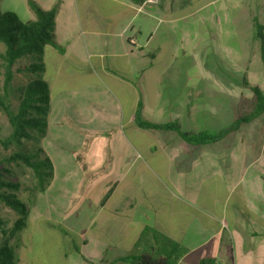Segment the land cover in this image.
Here are the masks:
<instances>
[{
	"label": "crops",
	"instance_id": "0c3cea01",
	"mask_svg": "<svg viewBox=\"0 0 264 264\" xmlns=\"http://www.w3.org/2000/svg\"><path fill=\"white\" fill-rule=\"evenodd\" d=\"M29 1L0 0V7L2 11H23L25 20L36 19ZM36 1L49 10L51 5L47 3L57 0ZM82 1L86 12L79 14L76 29L83 33L87 30L91 41L104 47L88 70L100 77L101 86L95 91L108 102L100 103L106 110L100 111L98 121L103 123L99 128L90 124L86 108L83 142L78 143L60 130L54 132L56 125L66 127L75 122L66 108L55 120L51 90L57 86L52 78L45 79L50 88V112L42 146L53 142L58 146L56 151L60 149L73 158L62 168L45 149L53 163V175L47 189L37 193L38 198L47 197L56 180H70L68 187H61L67 196L66 205L73 211L81 209L85 224L81 247L69 252V264H127L117 259L149 250L150 246H164L168 244L166 238L186 248L176 264H200L204 258L220 264L262 263L264 183L256 177L259 172L250 173L249 184L235 199L234 193L225 192L220 183L180 189L173 188L171 182L176 179L181 184L188 175H198L204 158L229 156L231 149L235 155L237 146L247 147L245 140L235 141L233 132L217 142L194 145L174 130L142 128L136 122L141 104L147 121L175 122L193 133L219 131L238 116L233 81L204 75L202 68L197 71L198 63H193L194 73L184 71L185 75H177L182 72L180 67L157 63L165 50L166 34L162 31L160 36L157 27V17L165 15L162 7L148 5L153 11L147 12L134 0H100L94 7ZM217 1L206 0L198 10ZM256 4L264 5V0ZM55 21L57 42L69 45L70 50L61 52L47 46L59 51L54 55L57 75L74 80L75 71L67 58L82 47V38L78 32L75 36L62 32L57 16ZM47 46L43 74L47 70ZM222 175L227 172L218 176Z\"/></svg>",
	"mask_w": 264,
	"mask_h": 264
},
{
	"label": "rangeland",
	"instance_id": "374dc122",
	"mask_svg": "<svg viewBox=\"0 0 264 264\" xmlns=\"http://www.w3.org/2000/svg\"><path fill=\"white\" fill-rule=\"evenodd\" d=\"M145 1L141 0V4L144 5ZM249 1H251L250 4H248ZM257 1L259 0H218L209 8L200 11L198 10L200 4L202 6L206 0H157L155 3L144 5L143 8L148 5L156 8L160 6L165 12L164 16L157 17L158 34L163 36L162 31L166 34L165 50L157 63L165 62L172 67H180L179 71L182 70V72H178L177 75H185L184 71L189 70L194 73V64L198 63L199 67L197 65L196 69L200 71L202 68L204 75L229 78L234 83L236 115L251 112L254 104L251 86H259L264 91V60L261 57L260 41L255 37L253 22L256 16L264 25V9H260L264 5L256 4ZM99 2L100 0H87L92 7ZM47 4L51 5L49 9L56 11L57 27L64 33L77 35V18L80 13L86 12L83 1L57 0L55 4L53 2ZM145 11L149 12L153 9L146 7ZM17 14L25 20L23 11ZM78 37L82 38V47L67 58L70 69L75 71L74 80H63L61 72V75H57L55 65L58 66V64L54 60V55L59 51L52 46H47L45 57L47 70L42 76L46 80L48 77L52 78L57 86L55 90H51V105L55 120L66 108L75 122L74 125L66 127L56 125L54 132L59 133L60 130L62 135L64 133L69 139L74 138L82 144L86 108L90 114V124L99 128L103 123L98 121V117L101 116L100 111L106 110L105 107L100 106V103L105 104L108 101L102 100L95 91L97 86H101L100 77L95 73H93L95 76H92L88 70L91 62L99 59L104 47L100 43L91 41L87 30L85 33L79 30ZM85 39L88 40L87 44ZM61 44L63 49L70 50L69 45ZM5 48V44L0 42V53H3ZM31 62H33L32 57H23L13 67L14 79L8 95V100L13 107H16L19 102L20 88L35 77L31 73L19 71ZM245 77L248 78L250 86L244 85ZM4 81L5 62L0 57V93L3 95L6 90ZM0 129V166L5 169L3 179L20 182L21 189L17 191L18 196L27 203L29 209L34 205L29 212L27 225L15 235H11L10 230L19 214L0 200V216L4 221L3 230L8 232L4 235L0 231V242L6 238L9 240L16 251V264H69V252L72 253L75 247H81L80 235L84 232L85 224L81 209L73 211L66 205L67 196L63 194L61 187H68L70 180H56L50 194L47 197L38 198L35 188L37 179L32 169L23 163L5 160L14 151L24 146L31 147L37 141L24 139L23 145L14 143L9 147L6 146L3 140L11 134L12 126L1 107ZM43 137L40 140L42 145ZM234 139L235 141L245 140L247 147L237 146L234 149L235 155L231 149L229 156L216 155L209 159L204 158L203 168L198 175H188L181 184L174 179L171 181L172 187L199 189L201 185L203 188L207 187L209 182L218 185L220 183L225 192L234 193L235 199L239 191L249 184L250 173L259 172L256 177L260 176L264 183V113L242 125L234 133ZM56 148L58 146L53 142L50 145L44 144V149L48 153L51 152V158L60 162L63 168L64 164L73 157H68L67 153H63L60 149L56 151ZM198 166L201 167V165ZM220 172H227V175L220 177L218 176ZM57 201L60 206L55 205ZM236 254L239 255V250ZM237 255L235 258L240 263ZM255 263L264 264V261L261 263L257 260Z\"/></svg>",
	"mask_w": 264,
	"mask_h": 264
},
{
	"label": "trees",
	"instance_id": "16d2710c",
	"mask_svg": "<svg viewBox=\"0 0 264 264\" xmlns=\"http://www.w3.org/2000/svg\"><path fill=\"white\" fill-rule=\"evenodd\" d=\"M140 3L141 0H134ZM29 4L36 14V19L22 20L15 11H2L0 7V42L6 48L0 57L5 62V94L0 93V107L6 113L12 126L11 134L3 140L6 146L12 144L23 145L24 139L36 140L37 143L31 147L24 146L10 154L5 160L9 162L23 163L31 168L37 179V192H44L53 175V163L42 144L41 138L46 134L48 127V115L50 112V88L48 82L43 78L45 68L44 53L47 45H52L61 52L63 48L59 45L55 35L54 9H44L36 0H30ZM255 26V37L260 41L261 57L264 60V25L258 17L253 18ZM23 57H32L33 62L20 68L33 74L25 86L20 88L21 96L16 107L8 100L12 81L14 79V65ZM245 86H250L248 78L243 79ZM254 104L249 113H242L234 119L227 127L216 131H201L193 133L182 130L178 123L158 124L143 118L141 104L136 114V122L142 128L171 129L187 142L194 145L209 144L217 142L227 135L237 132L242 125L247 124L264 113V91L259 86H251ZM1 130V129H0ZM1 164V163H0ZM5 169L0 166V200L17 211L19 217L10 230L11 235L22 230L27 225L30 209L25 201L17 194L21 189L18 181L3 179ZM4 221L0 216V231L4 235L8 232L3 230ZM147 230V229H146ZM168 244L141 253L125 254L117 259L127 264H176L186 252L185 246L176 241L166 238ZM0 264H16V251L6 238L0 242ZM200 264H220L215 259L204 258Z\"/></svg>",
	"mask_w": 264,
	"mask_h": 264
},
{
	"label": "built area",
	"instance_id": "2783aa9c",
	"mask_svg": "<svg viewBox=\"0 0 264 264\" xmlns=\"http://www.w3.org/2000/svg\"><path fill=\"white\" fill-rule=\"evenodd\" d=\"M155 2H157V0H146L145 2H144V5H146V4H150V3H155ZM144 5H142V7H144Z\"/></svg>",
	"mask_w": 264,
	"mask_h": 264
}]
</instances>
